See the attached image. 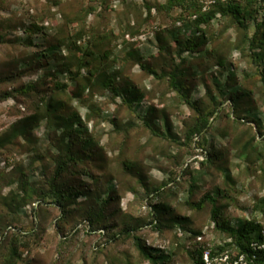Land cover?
<instances>
[{"label":"rangeland","instance_id":"1","mask_svg":"<svg viewBox=\"0 0 264 264\" xmlns=\"http://www.w3.org/2000/svg\"><path fill=\"white\" fill-rule=\"evenodd\" d=\"M198 1L204 14L229 0ZM166 3L0 0V137L33 126L0 150V264L12 249L16 264H150L135 236L162 264L200 251L236 264L212 204L197 208L206 195L229 226L258 223L264 238V51L250 42L264 9L234 0L243 26L220 11L195 25Z\"/></svg>","mask_w":264,"mask_h":264},{"label":"trees","instance_id":"2","mask_svg":"<svg viewBox=\"0 0 264 264\" xmlns=\"http://www.w3.org/2000/svg\"><path fill=\"white\" fill-rule=\"evenodd\" d=\"M232 1V2H231ZM248 4H252L253 2H259L263 9H264V0H245ZM166 8L168 10H174V9H184V10H192L193 13L198 14L199 18L197 22H195V25H200L203 23H207L209 19L213 16V14L217 11H220L223 14H230L237 23H239L241 26H243V22L240 20V16L242 15V10L239 9L238 6L234 4V0L227 1L226 4H220V2H217L215 5L211 7V9L202 14V7L198 0H167ZM259 37L258 40H256ZM251 44L256 48H261L264 51V21L262 24V27L259 28V31L256 32L254 38L250 40ZM198 43V42H197ZM196 43V44H197ZM195 44V43H194ZM193 43L191 41H188V43L185 44L186 49L190 50L192 48ZM262 80L264 81V76L262 77ZM104 87L111 89L112 91H115L113 88V80L110 77L105 76ZM59 87V85H58ZM65 90V87L63 86L61 90ZM174 90L179 93V95L183 98V101L187 103L188 105H193L190 102L189 98V92L188 88L185 89L184 86H182L181 83L176 81V84L174 85ZM186 90V91H185ZM125 94L127 96L131 95L130 92L125 91ZM137 98H135L136 100ZM134 98L131 100V98H128L129 102H134ZM129 105H132L133 103H128ZM45 112L48 116V118H51L53 115L56 114L57 106L54 104L53 99H50L46 102V105L44 106ZM61 123L63 125V128H73L78 121L73 119V116L60 118ZM166 119V118H165ZM168 119V118H167ZM31 120L34 122H38L39 119L32 117ZM167 126H168V120H166ZM30 122V117L27 121L20 122V125H15L10 133L5 134L4 136L0 137V150L5 148L6 145L11 144L16 139H28L29 134H31L32 127L28 129L27 123ZM149 127H151V124L153 123L152 120L148 117L145 122ZM206 121H204V124L202 127L205 126ZM201 129H196L192 134L196 132H200ZM191 134V135H192ZM70 162L69 160H66L65 162H62L59 164L56 175L59 177L63 172L67 171L69 169ZM69 195V192H65L64 195H61V199L67 198L70 199L71 196ZM75 198L78 197V194H75ZM112 199V198H111ZM61 204V200H58ZM209 201L212 204V218L215 222V227L220 232L226 234L228 237L233 239L234 246L237 248V256L235 258L236 264H264V238L262 236V227L258 223L253 222H247L240 228H233L229 226L226 223V220L222 216V212L220 208L216 205L217 201L210 195L204 196L200 200V202L197 204V208L201 209L202 206ZM135 245L137 247V250L141 256V258L149 262L150 264H162L161 261L166 260V256H159L154 253V251L143 244L141 242V239L138 237H134ZM203 252H199L198 259L193 261V264H204L203 262ZM11 256L16 258L15 261H13L12 264H16L18 260L20 259L18 257L17 251L15 249H12ZM243 256V262H238L239 258ZM211 258L213 260V255H211Z\"/></svg>","mask_w":264,"mask_h":264},{"label":"built area","instance_id":"3","mask_svg":"<svg viewBox=\"0 0 264 264\" xmlns=\"http://www.w3.org/2000/svg\"><path fill=\"white\" fill-rule=\"evenodd\" d=\"M207 259H208V257H207Z\"/></svg>","mask_w":264,"mask_h":264}]
</instances>
